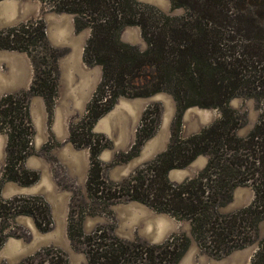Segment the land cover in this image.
Segmentation results:
<instances>
[{"label": "trees", "instance_id": "1", "mask_svg": "<svg viewBox=\"0 0 264 264\" xmlns=\"http://www.w3.org/2000/svg\"><path fill=\"white\" fill-rule=\"evenodd\" d=\"M39 1L48 10L72 14L76 31L89 28L83 60L101 66L85 115L69 126V141L89 150L88 195L106 202L134 200L188 220L199 248L214 256L252 242L264 216V26L258 18L264 14V0H169L172 8L184 10L174 16L137 0ZM126 25L139 26L147 44L144 50L120 40ZM0 49L26 52L33 67L28 89L0 99V129L6 124L8 136L0 183L29 185L38 173L23 166L33 134L28 101L40 95L51 108L60 52L49 44L40 18L0 29ZM159 91L170 93L176 103L167 148L120 182L104 180L98 155L107 139L92 132L93 124L119 96L146 97ZM235 96L260 102L257 122L243 137L235 134L243 117L228 105ZM190 106L217 108L220 114L200 131L181 137L180 120ZM159 111L157 103L144 109L126 159L153 134ZM201 154L208 160L194 177L179 183L168 179L170 169L183 168ZM241 184L252 187V201L234 211H220ZM21 214L31 215L41 231L50 229L49 207L40 196L0 198V246L7 237L4 224ZM74 222L70 215L68 237L86 254L87 264H176L190 241L184 233L158 244L125 241L102 227L83 235ZM19 264H66V258L59 249L45 248ZM249 264H264V237Z\"/></svg>", "mask_w": 264, "mask_h": 264}, {"label": "rangeland", "instance_id": "2", "mask_svg": "<svg viewBox=\"0 0 264 264\" xmlns=\"http://www.w3.org/2000/svg\"><path fill=\"white\" fill-rule=\"evenodd\" d=\"M137 1L170 16L184 12L183 8H172L169 0ZM39 18L45 25L49 44L60 52L56 96L51 108H47L40 95H32L28 101L27 113L33 134L29 143L30 154L25 158L23 166L36 171L37 180L29 185L4 181L0 183V198L7 199L15 195L40 196L48 204L51 224L48 231H41L31 215L21 214L10 218L4 224L7 237L0 246V264H19L26 257L45 248L61 250L66 264H87L86 254L73 247L68 237L70 215L74 216L83 235L102 227L121 240L158 244L172 234L184 233L190 239L189 245L176 264H249L258 249L259 240L264 237V216L257 224L256 236L252 242L225 255L214 256L199 248L191 234L188 220H178L170 214L156 212L138 201L122 199L106 202L88 195L86 180L90 168L89 150L86 147L77 148L69 141V126L79 122L85 115L88 102L101 78V66H89L84 62L83 49L90 30L84 28L76 31L72 14L48 10L39 0H0V29ZM258 18L259 23L264 26V14ZM119 38L140 50L147 47L137 25L124 26L119 32ZM76 48L81 49V60L88 72L78 74V82L85 89L91 84L85 100H81L76 94H68L71 85L68 86L62 79L60 69L61 62L64 59L70 60L68 58ZM26 75L31 83L33 67L28 54L0 49V99L8 93L28 89L30 83L25 88L19 86V80ZM20 76L22 78L19 79ZM119 97L113 107L99 117L91 128L92 132L101 133L107 139V145L100 151L98 159L102 164L103 179L111 183L127 178L136 168L167 148L176 114L175 100L166 91L146 97ZM136 99L140 102L139 106L132 103ZM154 103L159 105L160 111L153 134L145 140L135 156L126 159L125 153L135 141L143 111ZM228 105L243 117V124L235 130V134L240 137L247 135L257 122L260 102L252 96H235ZM219 114L217 108H186L180 120L181 137L210 125ZM2 126L0 177L5 164L8 137L7 125L3 123ZM207 160V155H198L185 167L170 169L167 177L173 183L194 177L205 167ZM253 195L249 184L237 185L230 201L219 210L230 212L244 207L252 201Z\"/></svg>", "mask_w": 264, "mask_h": 264}, {"label": "crops", "instance_id": "3", "mask_svg": "<svg viewBox=\"0 0 264 264\" xmlns=\"http://www.w3.org/2000/svg\"><path fill=\"white\" fill-rule=\"evenodd\" d=\"M70 60L64 59L60 64V69L62 72V79L65 81V83L70 86L69 88V95L73 96V94H76L78 97H81V100H85L87 96L89 95V88L81 87V83L78 81L77 75H84L88 74L87 70H85L84 64L81 60V49L76 48L72 51V56L68 58ZM70 69V70H69ZM22 78V76L19 77V79ZM19 86L21 87H28V84L30 83L27 75L24 76L21 80H19ZM120 98V97H119ZM123 99V98H122ZM132 102V101H131ZM133 104H136L139 106L140 102L139 100H133ZM65 133V132H64ZM67 136V135H66Z\"/></svg>", "mask_w": 264, "mask_h": 264}, {"label": "bare ground", "instance_id": "4", "mask_svg": "<svg viewBox=\"0 0 264 264\" xmlns=\"http://www.w3.org/2000/svg\"><path fill=\"white\" fill-rule=\"evenodd\" d=\"M1 23H3V22L1 21Z\"/></svg>", "mask_w": 264, "mask_h": 264}]
</instances>
